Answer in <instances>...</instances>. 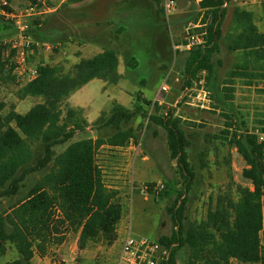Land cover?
Returning a JSON list of instances; mask_svg holds the SVG:
<instances>
[{"label":"trees","instance_id":"16d2710c","mask_svg":"<svg viewBox=\"0 0 264 264\" xmlns=\"http://www.w3.org/2000/svg\"><path fill=\"white\" fill-rule=\"evenodd\" d=\"M11 1V0H9ZM87 0H67L68 4ZM232 0H200L203 10L200 28L195 33H204L205 43L183 51L187 54L182 78V90L191 93L199 86L204 74L207 88L213 80L222 43L228 51L238 53L242 61L230 69L223 88L215 83L211 97L213 107L230 111L234 99L235 80L243 79L246 85L264 82V32L254 21L252 11L236 8L231 30L224 35L223 26ZM159 13L164 17L162 0ZM264 13V0L261 2ZM192 15L187 21H191ZM44 21L34 19L29 32L37 42L42 38ZM33 31V33H32ZM197 31V32H196ZM15 29L0 17V82L11 77L14 52L8 51L4 40L12 37ZM35 40V41H36ZM42 43V42H40ZM54 45V44H52ZM58 45H54L57 51ZM119 55L114 49L80 58L65 71L61 65L40 63L37 75L17 91L21 101L35 97L40 102L26 113H18L15 106L4 113L6 104L0 102V202L16 197L25 186L28 176L46 170L40 180L17 199L7 213H0V256L6 253L10 243L20 258L8 264H31L36 250L44 254L49 246L62 245L70 233H79L81 250L90 243H102L111 247L119 236L117 225L122 219L123 207L119 191L106 186L97 154L102 146L125 147L136 138L135 129L127 127L138 115L148 119L147 128L161 127L166 132L167 150L170 159L176 161L179 179L167 184L159 197L175 196L167 211L173 230L163 235L158 242L169 250L165 264H264V248L261 232L264 228V115L259 120V129H250L245 118L225 113V128L217 139L236 148L246 167L242 176L250 186L237 185L234 193H225L211 207L205 219L189 221L186 210L189 194L198 184L195 166L189 159L187 149L190 139L182 127L183 118L176 109L149 114L143 104H151L138 93L139 104L129 109L118 102L113 108L101 112L91 124L85 110L68 104L71 96L83 86L98 79L107 84H117ZM137 58L131 56L127 70L136 69ZM11 79L15 81L12 76ZM210 89V88H209ZM156 104V102H155ZM89 128L110 134L96 138L73 141L78 133ZM58 152L56 148L63 147ZM41 152V155L37 156ZM207 152L200 153V168L206 169ZM153 184L149 192L152 193Z\"/></svg>","mask_w":264,"mask_h":264},{"label":"rangeland","instance_id":"374dc122","mask_svg":"<svg viewBox=\"0 0 264 264\" xmlns=\"http://www.w3.org/2000/svg\"><path fill=\"white\" fill-rule=\"evenodd\" d=\"M62 1L46 0L51 11L41 19L44 21L40 30L42 38L38 39L42 43L56 44L58 49L57 51L43 49L31 57V65L36 66L40 63L61 65L67 71L78 59L91 57L107 48L118 53L121 74L119 82L113 85L98 79L92 80L71 96L69 105L86 108L85 115L91 122L95 121L101 112H109L114 102L134 109L139 104L136 98L138 93H141L145 100L151 101V104H143L144 110L149 114L156 112V106L160 113L175 108L176 114L183 118L182 127L191 142L187 149L189 159L196 168L199 180L195 190L189 194L186 210L189 221L198 222L205 219L208 210L215 206L218 198L225 193H234L237 185L251 187L250 182L242 176L246 167L243 158L236 148L230 147L216 136H220L225 128L227 120L223 116L225 113L242 115L251 130L259 129L258 122L264 115V82L248 86L243 79H236L230 111L215 109L212 104L216 101L211 97L214 94L210 91L213 84H221L220 89L223 88L222 84L228 71L242 61L240 54L231 53L222 43L217 56L220 64L217 65L216 74L208 86L210 89L205 85L204 74L196 88L199 90L205 87L209 92V102L204 103L205 107H201L202 101L197 97L198 92L193 90L185 94L182 90V78L187 54L175 49V45L185 43L187 28H190V33H195L197 28H193V25L199 24V21L194 19L200 20L203 14L198 0H178L173 14L168 18L159 13L161 5L157 0H95L92 9L89 10L91 16L88 31L92 32L94 39L91 41L93 44L91 47L88 45L85 47V42L79 40L77 35V31L83 30V22L88 20H76V11L68 9V2ZM261 2L262 0H232L223 26L224 35L231 30L236 8L252 11L256 25L264 32ZM11 3L14 9L23 10L30 0H11ZM191 15V21H187ZM33 20H28L29 24ZM34 37L32 36L36 40ZM131 56L137 58L138 66L136 69L127 70L126 63ZM12 76L15 81L11 79ZM11 77L0 82V102L6 104L4 113L14 105L18 113L24 114L39 103L40 99L27 97L23 101L19 100L17 91L26 82L17 79L12 70ZM165 80L170 90L159 94V88ZM156 97L161 103L155 104ZM148 123L147 118L138 115L127 126L135 129L136 138L121 151L130 159L126 185H119L124 225L118 228L117 242L111 247L102 243H90L81 250L76 242V234L70 233L63 246H49L44 254L36 250L31 264H117L123 232L128 222L131 223L134 237H147L156 241L163 235L171 234L173 224L167 209L173 204L175 196L162 198L159 197V193L166 190L167 184L178 180L179 174L176 161L169 157L165 130L158 126L147 128ZM109 134L107 129L96 131L89 128L84 133H78L73 141ZM63 148L64 146L56 150L60 152ZM114 152L108 148L99 150L97 160L100 161V165L109 168V164L104 163L107 161L105 156H110ZM201 152H207L206 169L200 168ZM39 155L41 152L37 154ZM45 172L47 169L28 176L18 196L5 198L0 202V213H7L16 200L24 197ZM107 178L108 185H111L112 179ZM150 184H153L152 193L149 192ZM154 186H158V189L155 190ZM261 239L264 248V228ZM19 258L20 254L14 246L7 243L5 255L0 256V264H8ZM232 264L238 263L232 261Z\"/></svg>","mask_w":264,"mask_h":264},{"label":"built area","instance_id":"2783aa9c","mask_svg":"<svg viewBox=\"0 0 264 264\" xmlns=\"http://www.w3.org/2000/svg\"><path fill=\"white\" fill-rule=\"evenodd\" d=\"M178 0H162V6L165 16L168 18L173 14V10L177 6ZM200 2V1H199ZM51 9L47 5L46 0H30L27 7L23 10L13 8L11 1L0 0V17L11 22L15 29V34L9 39H5L4 43L8 47V51H13L14 55L11 60L14 68L13 73L20 81L26 83L37 75L36 66H32L30 59L37 52L45 50H53L54 45L36 42L29 32L30 19H42L44 15L49 13ZM201 25H193V28H200ZM187 28V38L185 43L175 46V49L182 51L191 50L193 47L203 45L205 43L204 33H190ZM159 94L167 93L170 86L167 80L163 81L160 86ZM197 97L202 101L201 107H205L204 103H208L209 92L202 87L194 89ZM200 96L203 98L201 99ZM161 103L158 97L154 100ZM260 141H264V136H260ZM157 190L158 186H154ZM131 222V221H130ZM124 237L121 242L120 255L117 264H165L169 257V250L157 240H150L147 237H134L131 229V223L128 222L124 229Z\"/></svg>","mask_w":264,"mask_h":264},{"label":"crops","instance_id":"0c3cea01","mask_svg":"<svg viewBox=\"0 0 264 264\" xmlns=\"http://www.w3.org/2000/svg\"><path fill=\"white\" fill-rule=\"evenodd\" d=\"M198 1H200V0H198ZM62 2H67V0H63ZM94 3H95V0H87V1L82 2V3L69 4V6H68V9H74L76 11V13H75V19L76 20L77 19H81L82 21L85 20V19L88 20L87 22H83V24H82V29L83 30H81L80 32L77 31L78 38H79V40L85 42V47H86V45H88V47H91L93 45L91 43V41L94 40V39L92 37V32L88 31V29H89L88 26L90 25L89 20H90V16H91V13L89 12V10L92 9ZM198 4H199V2H198ZM79 10H80V12H79ZM201 11L203 12V10H201ZM196 25H198V24H196ZM84 26H87V27H84ZM180 44H177L175 46H178ZM38 53H40V52H37L35 55H37ZM96 54H98V53H96ZM82 58H89V57H82ZM74 107H76V106H74ZM79 108L84 109L85 110V114H86V112H87L86 108H84V107H79ZM86 118H87V115H86ZM87 120H88V118H87ZM88 122L92 123L89 120H88ZM103 148H108V149H111V150L115 151L114 153H112V155L105 156L107 161H104V163L105 164L108 163L109 164V168L107 166L104 167L103 165H100V161L98 160V165L102 169V172H103L104 182H105V184H106V186L108 188L120 191L119 185H121V186H125L126 185V180L125 179L127 178L126 177V173H127V169L129 168L128 161H129L130 157L127 154H125V153H121V151L125 147L102 146L99 150H101ZM97 156H98V154H97ZM108 169H109V171H107ZM107 173L110 176H107L108 175ZM107 177H110V179H112L111 182H110L111 185H108V178ZM119 196H120V194H119ZM122 207H123V204H122ZM123 218H124V215H122V219L120 220V222L117 225V232H119V230H118L119 226L122 228L123 225H124ZM68 237H69V235H68ZM78 238H79V233L76 234V242H78ZM65 242H67V238H66ZM65 242L61 246H63L65 244Z\"/></svg>","mask_w":264,"mask_h":264}]
</instances>
